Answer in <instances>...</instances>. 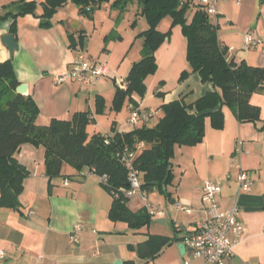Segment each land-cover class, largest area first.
Masks as SVG:
<instances>
[{"label":"crops","instance_id":"1","mask_svg":"<svg viewBox=\"0 0 264 264\" xmlns=\"http://www.w3.org/2000/svg\"><path fill=\"white\" fill-rule=\"evenodd\" d=\"M17 1L0 0V12L16 11ZM103 7L108 9V3L94 12V19ZM41 13L42 7L38 5L37 14ZM38 15L27 14L17 19L14 34L19 48L13 56L3 42V37L12 33L13 19L9 17L0 21V62L13 60L17 78L21 84L28 85L29 95L39 107L36 122L41 126L48 125L52 119H70L75 113L88 111L93 119L87 127L90 136L94 133L110 136L131 130L127 120L132 103L127 100L122 111L117 112L113 109V99L117 86L127 87L126 77L133 64L142 58L144 39L141 42L137 37L139 34H120L122 41L112 42L110 49L102 51L92 50L91 45L85 43L83 48L88 59L106 63L107 75L94 85L72 80L59 85L54 79L72 67L81 46L79 38L89 35L81 34L89 30L88 22L78 5L71 1L58 9L49 27L41 25L48 19ZM211 19L219 25V39L229 48V58L264 66L261 46L248 48L244 42L249 30L258 34L264 30V0H220L218 14L211 15ZM70 35L74 36L75 48L71 47ZM162 66L158 64L153 79ZM188 67L189 64L181 57L172 70L179 75L183 68ZM150 77L146 78V85ZM109 78L113 80L112 87ZM155 88L150 91L147 85L145 97L133 96L141 109L154 112L147 124L149 126L159 121L164 104L181 98L189 105L194 104L213 90V84L203 82L199 73L195 72L183 82H178L173 91L164 92L157 86ZM99 96L105 100L103 113H97ZM251 102L260 107L261 120L241 122L232 108L225 105V125L222 129L213 128L211 119L207 117L201 143L176 146L172 160L176 177L167 191L170 186L175 188L168 191L169 196L166 195L167 199H174L175 202L172 201L173 207H169L167 212L165 210L164 216L153 217L152 222L168 225L171 219L176 230L174 234L151 231V225L136 230L127 222L113 221L110 209L114 197L101 183L100 176L89 169L78 171L65 164L62 175L50 179L46 174L45 149L31 143L23 144L15 156L30 171V175L24 181L18 208H0V250L7 252V257L0 264H114L116 260H122L123 264L130 261L144 264L147 259L139 255L137 246L150 235L177 240L145 264H207L203 259L195 258L187 245L188 250L182 253L179 243L184 242L185 235L194 229L196 221L209 215V206L203 201V184L208 179L222 187L217 196L222 209L239 204L240 217L245 226V234L235 245L234 256L227 264H264V129H261L264 124V87L251 96ZM104 119L108 123L102 125ZM238 148L240 152H237ZM238 165L255 181L248 192L240 191ZM141 201L140 197H135L128 201V206L134 212L139 211L144 207ZM181 201L191 204L194 209L192 214L176 206ZM76 223H81L83 229L79 241L72 242V229Z\"/></svg>","mask_w":264,"mask_h":264},{"label":"trees","instance_id":"2","mask_svg":"<svg viewBox=\"0 0 264 264\" xmlns=\"http://www.w3.org/2000/svg\"><path fill=\"white\" fill-rule=\"evenodd\" d=\"M69 1L78 5L82 15L90 17L106 2H112V7L120 12H124L131 2H137L135 23L139 17H145L148 22V27L139 34L145 42L142 58L133 64L126 77L127 87L117 86L114 110L120 111L127 100L138 106L134 95L145 97V80L158 69L155 53L161 41L169 36L157 28L167 15L174 23L182 25L188 38L189 67L181 73L180 81L197 72L203 82L213 84V90L194 104H187L183 98L164 104L161 107L163 114L153 126L136 125L129 131L110 136L102 133L90 136L87 127L93 119L88 111L75 113L70 119L55 118L48 125H39L36 122L39 115L37 103L31 95H22L16 90L21 82L13 60L0 62V208H18L20 204L19 197L30 171L15 155L23 144L31 143L45 149L46 174L50 179L62 175L65 164L78 171L88 168L97 176L107 175L108 180H101V183L114 197L111 219L127 222L131 228L139 230L148 227L153 216L145 207L134 212L128 206L129 199L122 190L129 186L128 170L121 161L125 150L130 148L137 153L135 162L142 174L143 189L150 191L157 187L169 196L167 188L176 177L172 162L175 148L201 143L207 117L211 119L213 128L222 129L225 125L223 106L226 105L232 108L241 122L261 120V109L251 102V96L264 87V66L229 58V48L219 39V25L197 0H43L40 2V15L37 14L36 0H18L15 2L16 11L0 12V21L11 17V32L16 33L17 19L32 14L47 18L41 25L49 27L51 18ZM83 37L78 42L82 47ZM70 39L71 47L75 48L74 36L70 35ZM104 107L105 100L99 96L97 113L105 112ZM261 129H264V124ZM173 240L177 239L150 235L138 244L137 250L148 261L155 259ZM128 264L135 263L130 261Z\"/></svg>","mask_w":264,"mask_h":264},{"label":"built area","instance_id":"3","mask_svg":"<svg viewBox=\"0 0 264 264\" xmlns=\"http://www.w3.org/2000/svg\"><path fill=\"white\" fill-rule=\"evenodd\" d=\"M210 15L218 14V3L220 0H197ZM240 2L241 0H236ZM246 47L255 48L261 46V56L264 65V30L258 34L255 30H249L244 36ZM72 67L66 72L56 77V83L62 84L69 80L77 81L81 84L94 85L98 80L107 75V64L102 61H92L87 57L86 50L79 46L77 55ZM130 116L127 123L131 127L136 125L149 124L154 116L153 111H145L134 104H131ZM240 152L238 148L237 152ZM137 153L135 150L127 148L121 156V161L128 170L127 188H123V194L127 199L135 197L143 198L144 207L153 217H162L165 210L152 203L149 199L148 191L143 189V179L141 171L136 164ZM238 167L237 180L241 192H248L254 185V179L249 173ZM106 182L107 175L100 176ZM68 184V182H66ZM222 187L213 180H205L203 184V201L208 204L209 215L195 222L194 229L189 231L184 237V243L191 247L193 256L203 259L207 264H227L234 256V247L242 240L245 234V226L240 217V206L235 203L227 209H222L217 201V196L221 193ZM115 196L118 193L115 192ZM176 206L188 214H192L194 209L191 204L177 202ZM83 229L81 223H76L72 229L71 241L78 242L79 234ZM7 257V252L0 250V261Z\"/></svg>","mask_w":264,"mask_h":264},{"label":"rangeland","instance_id":"4","mask_svg":"<svg viewBox=\"0 0 264 264\" xmlns=\"http://www.w3.org/2000/svg\"><path fill=\"white\" fill-rule=\"evenodd\" d=\"M106 3H108L109 5L108 9H106L107 6L100 9V11H98L100 13L99 15H97L96 19L90 16L83 15L84 17H86L84 19H86V21L88 22V29H89L87 32L81 33V34H89L88 36L86 35L83 37L84 48L86 43L88 45H91L92 50L101 49L102 51L104 50V48L110 49L111 48L110 45L113 44L112 42H115L117 40L122 41V36L120 34L123 35L140 34L142 29L148 27V22L146 21L145 17H139V19L135 23V20L138 16L136 15L138 9L137 2H131L124 12H120V10L113 8L111 4L112 2L110 3L106 2ZM38 5H40V2H38ZM157 28L161 33L169 34V36L165 40L161 41V44L159 45L155 53L157 63L158 64L161 63L163 66L162 68L159 69L158 74H156V77L154 79H153V75H155L156 72L154 74L149 75L152 77L148 79L147 85L150 91L156 86L158 87L159 90H162L164 92L173 91V89L178 85V82H181L180 76L184 68L179 72V75L177 73L175 75V70H172L173 69L172 67L177 62H179L181 57L182 60H184V62H187L188 38L183 32L182 25L180 23H174L170 15L163 17L160 20ZM91 34H92V38H90ZM172 36L174 37L171 38ZM137 37L142 42V37L141 36H137ZM104 41H105V46H104ZM108 43L110 44L108 45ZM101 44H103L102 48H101ZM116 53L117 52H115L114 55H116ZM109 80H110L109 81L110 87H112L114 85L113 80L110 78ZM54 82L55 84H58L56 83V78L54 79ZM70 82L71 81H68L67 83ZM126 113L127 112H125L123 116H125ZM105 123H108L107 119H104L101 122L102 125L103 124L105 125ZM85 169L86 171L88 170V168ZM174 188H175L174 186H170L169 190L174 191ZM148 194H149V199L152 201V203L156 204L161 209L166 210V212L169 207H173L172 200L170 201L169 199H167L166 193L162 192V190L153 188L148 192ZM141 200L142 201L140 203H142L144 206L143 198H141ZM133 206H136V204H133ZM172 224L173 223L171 222V219H169L168 225L151 223L150 224L151 231H164L165 233H167L168 231L170 234H174L176 230Z\"/></svg>","mask_w":264,"mask_h":264},{"label":"water","instance_id":"5","mask_svg":"<svg viewBox=\"0 0 264 264\" xmlns=\"http://www.w3.org/2000/svg\"><path fill=\"white\" fill-rule=\"evenodd\" d=\"M3 42L4 44L8 47V49L10 50L11 52V55L13 56L14 53L18 50L19 48V45L15 39V34L14 33H9V34H6L4 37H3ZM17 92L22 94V95H29V92H28V85L26 83H22L20 84L18 87H17ZM158 182H155V185H157ZM173 202H175V200L173 199L172 200ZM156 222H160V220H156ZM165 222V221H164ZM179 248H180V251L182 253H185L188 248L186 246V244L184 242H181L179 243ZM114 264H123L122 260H116L114 261Z\"/></svg>","mask_w":264,"mask_h":264}]
</instances>
